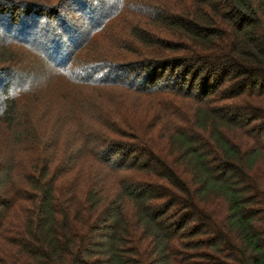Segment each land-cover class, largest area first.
Returning a JSON list of instances; mask_svg holds the SVG:
<instances>
[{"label":"trees","instance_id":"obj_1","mask_svg":"<svg viewBox=\"0 0 264 264\" xmlns=\"http://www.w3.org/2000/svg\"><path fill=\"white\" fill-rule=\"evenodd\" d=\"M0 63V264H264V0H0ZM56 73L198 106L57 151L23 103Z\"/></svg>","mask_w":264,"mask_h":264},{"label":"rangeland","instance_id":"obj_2","mask_svg":"<svg viewBox=\"0 0 264 264\" xmlns=\"http://www.w3.org/2000/svg\"><path fill=\"white\" fill-rule=\"evenodd\" d=\"M174 1L181 4V6L188 2V0ZM0 67H3L1 63ZM27 68L29 67L27 66ZM34 76L32 78L36 77ZM32 85L33 90H37L39 96L24 100L23 103L32 104V106H36L41 110L48 108L45 110V115L48 114L43 117L45 125H41L39 131L48 133L51 129L53 133H58L56 136L54 135L52 140V145L57 151L61 150L65 144H69L73 151H80L81 147L82 150H84V147L86 149L92 147L93 144L91 143L97 132L104 136L109 133L105 129L104 132H101L104 121L108 122L111 128L115 129L116 127L123 130L122 127L133 123L145 124L151 121L152 126L158 119L161 120H159L160 124L157 129L159 132L156 131L153 137L154 143L160 148V146L165 145L166 141L162 138V135L165 136L168 132L164 129L173 130L176 127H186V121L191 120L198 106V104L182 99L173 98L172 102L169 96L164 93L137 95L129 92V94L122 95L123 90L89 91L87 88L72 90L70 84L66 82L65 75L58 73L50 77L43 75L40 79L35 78V83ZM89 97L92 98L89 100ZM34 98L35 100H33ZM33 111L35 112L34 109ZM110 136L116 138L114 134ZM6 138L8 139L6 133L0 134V147ZM21 141H18V143L22 146L9 148L10 150L7 152V161H14L17 164L18 171L32 169V154H35L33 153L34 148L29 143H21ZM123 141L128 143L127 140ZM12 143L14 142L12 141ZM106 171L108 174L112 172H109L108 169ZM112 173L113 175L109 174L110 184L116 182V179L113 180V176L116 177L123 172ZM126 175L130 178L137 177V175L127 171ZM18 216H20V213L15 214V219ZM0 258L2 257L0 256Z\"/></svg>","mask_w":264,"mask_h":264}]
</instances>
